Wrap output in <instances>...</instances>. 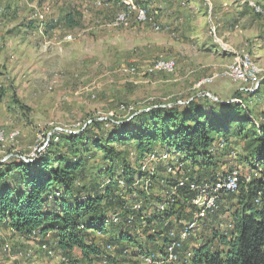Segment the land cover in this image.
<instances>
[{
  "label": "rangeland",
  "instance_id": "374dc122",
  "mask_svg": "<svg viewBox=\"0 0 264 264\" xmlns=\"http://www.w3.org/2000/svg\"><path fill=\"white\" fill-rule=\"evenodd\" d=\"M253 3L258 11H254ZM253 3L157 0L148 4V24H136L130 16L126 26H118L114 18L124 7L116 2L100 8L92 0H0V130L4 135L14 131L19 134L15 142L0 144V163L12 155L33 160L46 149L42 144H48L51 135L60 132L77 134L91 126L94 135L102 137L112 129L111 119L123 120L132 109L142 112L153 104L179 105L204 94L228 103L236 91L248 101L250 97L245 94L254 93L258 85L253 89L248 83L220 74L240 66L251 83L264 80V3ZM73 11L77 14L74 27L44 33L45 20ZM39 14L44 18L41 23L36 18ZM68 35L71 40L66 42ZM243 57L249 60L246 66ZM160 58L175 62L172 73L154 69ZM213 77L212 83L205 82ZM249 107L258 114L264 110L260 101L251 100ZM92 120L99 125L93 128ZM227 142L241 162L243 139ZM118 148L131 166L137 163L134 143L126 142ZM100 157L97 154L93 162L98 169L102 167ZM156 157L150 155L138 162L139 167L132 166L136 173L140 171L136 182L141 179L146 189L148 178L160 169L158 163L167 160ZM224 158L226 174L238 165ZM238 169L243 177L251 175ZM257 172L253 173L258 177ZM119 186L123 190L124 185ZM243 195L240 191L236 197L225 198L214 213L201 220L194 243H203L209 232H224L231 215L241 210ZM7 234L0 230L1 236ZM98 236L101 243L109 238L107 234ZM8 239L13 248L9 254L4 253L7 257L0 253V264H65L58 253L53 258L45 256L39 247L47 244L45 241L37 247L36 241H23L19 246ZM23 251H29L32 258L21 255L19 259Z\"/></svg>",
  "mask_w": 264,
  "mask_h": 264
},
{
  "label": "trees",
  "instance_id": "16d2710c",
  "mask_svg": "<svg viewBox=\"0 0 264 264\" xmlns=\"http://www.w3.org/2000/svg\"><path fill=\"white\" fill-rule=\"evenodd\" d=\"M154 1L134 0L147 10L149 18L148 4ZM76 17L73 11L45 20L44 33L74 27ZM234 95L228 103L195 95L179 105L153 104L142 112L132 109L123 120L111 119L112 129L102 137L94 135L91 126L77 134L60 132L51 135L48 148L31 162L20 155L10 156L0 163V230H10V238L19 235L26 242L35 234L37 247L47 236L55 241V253L68 264H138L143 254L164 255L168 232L179 230L182 221L194 220L197 213L190 204L193 195L184 189L163 214L154 206L164 202L169 188L182 176L198 185L216 182L225 173L222 159L226 157L228 162H237L238 166L232 167H240L248 175L260 173L258 177L253 173L254 178L249 175L248 182L241 176L237 193L223 195L218 202L236 197L240 191L244 194L240 197L241 210L231 215L224 232H209L203 243L192 246L195 232L183 243L182 259L176 264H264V110L258 114L249 107L251 100L264 105V80L254 93L245 94L250 97L248 101L242 92ZM90 125L94 128L99 124L92 120ZM232 138L243 139L242 163L238 154L234 156L235 151L228 149L227 141ZM126 142L134 143L135 168L150 155L168 157L148 178L147 190L141 179L136 182L140 171L136 173L118 150ZM220 144H224L221 149ZM97 154H101L100 169L93 163ZM179 166L177 174L170 177L166 169ZM139 203L140 210L135 209ZM117 212L126 218L119 225H108L109 216ZM128 217L132 220L125 223ZM156 225L159 227L154 230ZM97 234L109 238L101 243ZM109 245L113 250L108 252Z\"/></svg>",
  "mask_w": 264,
  "mask_h": 264
},
{
  "label": "bare ground",
  "instance_id": "6f19581e",
  "mask_svg": "<svg viewBox=\"0 0 264 264\" xmlns=\"http://www.w3.org/2000/svg\"><path fill=\"white\" fill-rule=\"evenodd\" d=\"M120 4H122V6L124 7L120 13H118L115 18H114V24L118 25V26H126L127 25V20L129 19L130 16H134V22L136 24H143L147 21L150 20L146 10L144 8H142L141 6L138 7L137 5L134 4V2L132 0H121ZM253 8H254V11H258L260 8L256 5H253ZM48 9V8H47ZM137 9L139 11H141V17L140 18H137ZM37 20L41 23L44 18H43V15L42 14H39L37 15ZM130 21V19H129ZM112 24V23H111ZM113 24V25H114ZM146 24V23H145ZM148 24V22H147ZM151 24V23H150ZM117 27V26H116ZM120 28V27H118ZM154 29L156 31L159 30L158 27H156L154 25ZM212 35V34H211ZM66 42L67 41H70L71 40V36L68 35L66 38H65ZM225 52V51H224ZM243 52V51H242ZM223 53V52H222ZM227 53V52H226ZM243 54V53H242ZM247 55V54H246ZM240 56V55H239ZM244 58V65L246 64V61L248 62V58L247 57H243ZM164 61H167L165 59H159L158 61L155 62L154 64V69L156 71H162V72H165V73H172L175 69V62H172V63H166ZM242 61V60H240ZM159 63V64H158ZM256 63V62H254ZM158 64V65H157ZM237 64V63H236ZM234 64V65H236ZM252 64V63H250ZM233 65V66H234ZM246 66V65H245ZM256 67V66H254ZM237 68H240L237 67ZM234 70V69H233ZM233 70H228V71H225L223 74L221 75H230ZM133 72V71H132ZM262 73V72H261ZM255 76V74H254ZM243 77H245L242 73H241V69H238V75H234V79L235 80H239V81H243ZM205 82L206 83H212L213 82V78H207L205 79ZM237 82V81H236ZM244 83H247V81H243ZM243 83V84H244ZM259 83V81H258ZM257 83V85H258ZM256 85V86H257ZM202 86V85H201ZM245 86V85H244ZM255 87H252L253 89L256 88ZM200 87V86H199ZM1 131V130H0ZM63 133H71L70 131L67 132V131H64ZM17 131H14V132H11L7 135H4L3 132L0 133V144L1 143H5V142H15L14 140L17 138ZM19 135V134H18ZM18 139V138H17ZM16 139V140H17ZM14 144V143H13ZM44 145L43 148H45L47 146V142H45V144H42ZM222 148V146H220ZM48 148V147H47ZM220 148V149H221ZM42 148L39 150L41 151ZM46 150V149H45ZM42 152V151H41ZM19 157V156H18ZM154 157V156H153ZM155 158V157H154ZM23 159V158H22ZM21 159V160H22ZM158 159V158H157ZM165 160V159H168L167 156L163 155L161 157V160ZM25 160V159H23ZM159 160V159H158ZM176 160V158H175ZM5 161V160H4ZM26 161V160H25ZM32 161V160H30ZM152 162V161H151ZM174 162V161H173ZM177 163V162H176ZM174 166V165H173ZM156 167V166H155ZM180 167H176V169H170L168 168L167 172H169L168 174H171L170 177L175 176L177 174V171L179 170ZM178 169V170H177ZM240 169L238 168H235L233 170H231L230 172H227L226 174H220L218 179L216 180L215 183V187L213 186V183L212 184H203V185H200L199 187H197V184L193 183V182H190L188 179H187V182H181L180 183V179L179 181H177V183L174 185V186H171L169 188V191L168 193H166V196L164 197L165 200L162 204H156L154 207H156V212L157 213H162L163 211H165L168 203L171 204V202L173 201V198L178 195V191L180 189H184V190H187V191H191V189H195V195L196 197H200V196H205V202H200L197 206H198V213H206V217L209 215V214H212L217 208L218 206L217 205H214L212 207L209 208V210L207 211L208 209V206H207V203H215V202H218L220 201V199L223 197V195L225 196L227 194V190H231V189H235V188H239L238 187V182H239V178L241 177V173L239 171ZM245 178V181L248 182L249 181V177H244ZM146 181V180H145ZM148 181V180H147ZM121 185V183H120ZM140 186V185H139ZM136 187V188H139ZM141 187V186H140ZM143 187V185H142ZM143 189H146L145 186L143 187ZM142 189V190H143ZM141 190V191H142ZM147 190V189H146ZM144 191V190H143ZM182 192V191H181ZM143 193V192H142ZM146 193V192H145ZM144 194V193H143ZM165 194V193H164ZM145 196V195H144ZM180 195H178L179 197ZM152 197V196H151ZM153 198V197H152ZM142 200V199H141ZM146 200V199H145ZM177 200V199H176ZM179 200V198H178ZM138 203V202H137ZM256 203V201H255ZM140 204H135L134 208L135 209H139L140 210ZM143 204V203H142ZM220 205V204H218ZM143 207V206H142ZM151 207V206H150ZM145 209V208H143ZM154 210V209H153ZM132 211H135V210H132ZM144 211V210H143ZM146 211V209H145ZM134 213V212H133ZM136 213V212H135ZM148 213H149V210H148ZM121 214L122 213H113L111 216H109L108 220L106 221V223L109 225V224H118L122 221L123 218H121ZM150 214H152L150 212ZM163 214V213H162ZM130 215V214H129ZM128 215V216H129ZM138 215H139V212H138ZM148 215V214H147ZM143 216V215H142ZM136 217V216H135ZM126 218V217H125ZM124 218V219H125ZM205 218V214H200V215H196L194 217V220L190 221V222H184V224H182V234L181 235H173L174 234V229L170 230L168 232V240L166 242V246L165 247H172V252H178V254H173V258H168L166 259V255H169V248H165L163 251L164 255L160 256V255H155L154 253L152 252H149V253H146V254H143L140 256V261L143 263V264H165V263H169V264H172V263H179V259H182V258H179L180 257V245H176V244H181V249L183 248V243L186 242V240H188V238L190 236H192V234H194V232H197V229H198V225L199 223L201 222L202 219ZM123 219V220H124ZM128 219H132V217H128ZM134 219V218H133ZM142 219V218H141ZM192 219V218H191ZM131 220H127L125 221V223L129 222L130 223ZM119 225V224H118ZM200 228V227H199ZM82 229V228H81ZM201 229V228H200ZM10 231V230H9ZM7 231V236L3 237L0 235V253H2V256L4 253H8L10 252V250L13 248L11 247V243L8 239V236L10 237L12 234L11 232ZM14 234V233H13ZM12 237V236H11ZM144 237V236H142ZM31 241H27V242H34L35 241V234H32L31 237H30ZM23 241H25V239L19 235H17V237L14 238V243H19V246H20V242L22 243ZM43 242H47L44 243L45 245H41L39 246L40 247V250L48 257V258H53L56 253H55V247H54V242L53 241H50L49 238L46 236L45 239L42 240ZM41 241V242H42ZM26 242V241H25ZM188 242H191L190 240ZM38 243V242H37ZM33 244V243H32ZM51 245V247H50ZM188 245V244H187ZM15 246V245H14ZM33 247V246H32ZM15 248V247H14ZM105 248V246H104ZM18 250V248H17ZM29 250V249H28ZM106 250L109 252L110 251V245L106 248ZM187 250V249H186ZM185 250V251H186ZM32 252V251H31ZM17 253V252H16ZM19 253V252H18ZM184 253V252H183ZM9 254V253H8ZM5 255V254H4ZM13 255V254H11ZM17 255V254H16ZM26 256L28 258H32V255L30 254L29 251L25 252L23 251V253H19L18 256H19V259H20V256ZM7 257V255H5ZM9 256V255H8ZM17 256V257H18ZM59 259H61L62 262H65V264H68L67 261H64L63 260V257H60L58 255ZM190 257V256H189ZM4 258V257H2ZM14 258V256H13ZM186 258V257H185ZM188 258V257H187ZM5 259V258H4ZM8 259V258H6ZM15 259V258H14ZM13 259V260H14ZM25 259V258H24ZM27 259V258H26ZM25 259V260H26ZM35 260V259H34ZM33 260V261H34ZM3 261V260H2ZM17 261V260H15ZM1 262V261H0ZM35 262V261H34ZM148 262V263H146Z\"/></svg>",
  "mask_w": 264,
  "mask_h": 264
},
{
  "label": "built area",
  "instance_id": "2783aa9c",
  "mask_svg": "<svg viewBox=\"0 0 264 264\" xmlns=\"http://www.w3.org/2000/svg\"><path fill=\"white\" fill-rule=\"evenodd\" d=\"M101 4H97V5H101ZM140 17H141V11H139L137 9V18H140ZM164 62H166V63H172L174 61L173 60H167V61H164ZM238 69H241V68L234 69L233 72L230 75H221V74L220 75H221V77L228 76V77H231V78L234 79V75H238ZM213 80H214V77H213ZM243 81H247V83L250 86V88H252V86L255 87L257 85V83H258L259 80H257L255 83L252 81V83H251L250 80L247 77H243ZM245 90H247V89H244V91ZM205 95L206 94H204V96ZM0 133H2V131H0ZM181 182H187V178L182 176L180 178V183ZM200 185H202V184H200ZM200 185L197 184V187H199ZM213 186L215 187V183H213ZM237 191H238V188L231 189V190H227V194H235V193H237ZM190 193L193 195V197L190 200V204L197 209V213L195 214V216L196 215H200V214H205V217H206V213H200V214L198 213V206H197L200 202H205V196L196 197V195H195V189H191ZM218 202H215V203H207V206H208L207 211L209 210L210 207H212L214 205H218ZM127 220H132V219H128L127 218ZM182 224H184V221H182L180 223L181 228L179 230H177V231L174 230V234L173 235H181L182 234ZM55 245L56 244H55V241H54V246ZM176 245H180V251H181V244H176ZM165 248H169V255H166V259L173 258V254H178V252H172V247H165ZM112 250H113V248L110 246V251H112ZM63 260L65 261L64 258H63ZM146 263H148V262H146Z\"/></svg>",
  "mask_w": 264,
  "mask_h": 264
},
{
  "label": "crops",
  "instance_id": "0c3cea01",
  "mask_svg": "<svg viewBox=\"0 0 264 264\" xmlns=\"http://www.w3.org/2000/svg\"><path fill=\"white\" fill-rule=\"evenodd\" d=\"M93 1V4L95 5V6H98V7H100L101 8V6H107L109 3H113V2H116L117 3V5H120V2H121V0H92ZM102 3V4H101ZM97 4H101V5H97ZM135 5H137L136 3H134ZM138 7H140L139 5H137ZM143 8V7H142ZM145 9V8H144ZM146 10V9H145ZM146 12H147V10H146ZM40 23V22H39ZM158 194V193H157ZM158 227H159V225H156V226H154L153 227V229L154 230H157L158 229ZM162 227V226H161ZM193 243V242H192ZM192 246H198V243H193L192 244ZM182 250V249H181ZM180 252V251H179ZM139 262H141L140 261V257H139Z\"/></svg>",
  "mask_w": 264,
  "mask_h": 264
},
{
  "label": "water",
  "instance_id": "95a60500",
  "mask_svg": "<svg viewBox=\"0 0 264 264\" xmlns=\"http://www.w3.org/2000/svg\"><path fill=\"white\" fill-rule=\"evenodd\" d=\"M263 79H264V77H263ZM206 97H208L209 99H211V100H213V101H216L217 100V98L215 99L213 96H211L210 94H206L205 95ZM223 103V102H222ZM4 161V160H3ZM2 161V162H3ZM26 162H31L30 160L29 161H26Z\"/></svg>",
  "mask_w": 264,
  "mask_h": 264
}]
</instances>
